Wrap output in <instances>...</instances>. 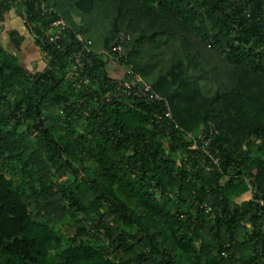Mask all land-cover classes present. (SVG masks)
<instances>
[{
    "label": "trees",
    "instance_id": "16d2710c",
    "mask_svg": "<svg viewBox=\"0 0 264 264\" xmlns=\"http://www.w3.org/2000/svg\"><path fill=\"white\" fill-rule=\"evenodd\" d=\"M46 2L58 12L0 1V19L25 7L48 59L31 73L0 45V264H264V0ZM60 16L73 32L53 43ZM74 32L93 40L84 67ZM121 32L123 57L98 53ZM130 70L173 121L149 98L106 99ZM201 128L210 172L186 134Z\"/></svg>",
    "mask_w": 264,
    "mask_h": 264
},
{
    "label": "built area",
    "instance_id": "2783aa9c",
    "mask_svg": "<svg viewBox=\"0 0 264 264\" xmlns=\"http://www.w3.org/2000/svg\"><path fill=\"white\" fill-rule=\"evenodd\" d=\"M1 1V0H0ZM22 2H30L34 1V4L37 9H40L42 11V14H48L53 15L57 13V9L49 5L46 0H21ZM73 32L72 26L64 19V17H56L52 18L49 21V30L47 31V37L50 42L57 43L64 35L70 34ZM75 41L80 45V49L78 52L71 56L69 59H71L74 64L84 67L85 62L83 61L84 58H88V55L93 52V40L91 38H86L82 33L74 32ZM132 38L129 34L121 32L119 35L118 43L113 46L111 49L104 48L100 50L98 53L103 54L106 58L109 60H115L123 57L126 53V45L128 41H130ZM69 40H71V37L69 36ZM88 62L90 64L91 60L88 59ZM131 76H133L132 80L129 79H119L117 81L116 90L113 95L108 94L106 96L107 100H110L112 97H136V98H149L150 100L156 101L158 103H163V109L160 112L155 113V117L157 120L162 121H173L174 120V113L170 105V101L167 97L161 95L159 92L154 90L151 83L147 82L140 74L134 73L132 70L129 71ZM176 127H179L178 124H176ZM165 133L168 135V138H170L171 134L169 130H166ZM216 133V130L214 128H211L209 131V134H207V131L205 128H201L199 131V135L195 136V134L191 131H186V134L189 138L193 139L191 148L192 149H198L201 148L207 155L210 156L209 162H203V170L205 172H210L215 166H220V158L218 156L213 155L211 149L208 147V144L210 143L211 136ZM200 142L203 143L200 144ZM201 145V147H200ZM189 168L196 170L199 169V166L193 167L190 166V164H187ZM249 186L251 188V198L253 197V185L249 183ZM256 202L260 203L261 205L264 204V199L260 198L257 199ZM184 217V215H182ZM223 254H227L226 251L223 252Z\"/></svg>",
    "mask_w": 264,
    "mask_h": 264
},
{
    "label": "crops",
    "instance_id": "0c3cea01",
    "mask_svg": "<svg viewBox=\"0 0 264 264\" xmlns=\"http://www.w3.org/2000/svg\"><path fill=\"white\" fill-rule=\"evenodd\" d=\"M21 5V8L18 6ZM25 7L22 4H13L0 19V45L10 44V50L18 53L24 67L31 73L42 71L48 65V59L44 50L37 43L36 35L26 25L24 18ZM12 34L21 38V46L16 50L12 40ZM8 48V47H7ZM112 73L116 76L125 75V70L120 66L113 67Z\"/></svg>",
    "mask_w": 264,
    "mask_h": 264
},
{
    "label": "rangeland",
    "instance_id": "374dc122",
    "mask_svg": "<svg viewBox=\"0 0 264 264\" xmlns=\"http://www.w3.org/2000/svg\"><path fill=\"white\" fill-rule=\"evenodd\" d=\"M21 7H22L21 5L18 6V8H21ZM0 30H1V29H0ZM1 32H2V31H0V33H1ZM4 47H5V46H4ZM7 47H8V48H7ZM5 48L8 49V50H10V44L7 43V45H6ZM69 177H71L70 174L67 175V178H69ZM250 198H251V191H248V192L244 193L243 195H241V196L238 198V201L242 202V201L248 200V199H250Z\"/></svg>",
    "mask_w": 264,
    "mask_h": 264
}]
</instances>
